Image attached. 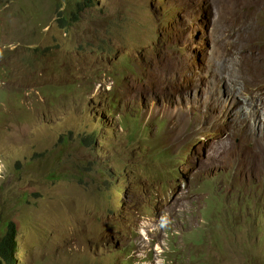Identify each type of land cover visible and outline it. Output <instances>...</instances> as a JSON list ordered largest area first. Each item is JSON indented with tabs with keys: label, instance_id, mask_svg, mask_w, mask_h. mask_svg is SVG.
<instances>
[{
	"label": "rangeland",
	"instance_id": "obj_1",
	"mask_svg": "<svg viewBox=\"0 0 264 264\" xmlns=\"http://www.w3.org/2000/svg\"><path fill=\"white\" fill-rule=\"evenodd\" d=\"M75 1L0 0L16 264H264V172L222 149L235 112L264 130V0ZM179 85L185 112L160 94Z\"/></svg>",
	"mask_w": 264,
	"mask_h": 264
},
{
	"label": "bare ground",
	"instance_id": "obj_2",
	"mask_svg": "<svg viewBox=\"0 0 264 264\" xmlns=\"http://www.w3.org/2000/svg\"><path fill=\"white\" fill-rule=\"evenodd\" d=\"M236 63L238 66H241L244 64V59L238 58L237 60L234 59V67H236ZM258 69V67H255ZM236 69V68H234ZM205 78V77H204ZM186 80V83L189 82V76L184 77ZM259 79H262V76L259 77ZM208 80V79H207ZM246 87L251 88L253 87L255 93L257 91L256 86L252 85L251 82L245 78L244 79ZM202 84L203 80H195L194 84ZM207 91H210L211 88L206 89ZM190 93V86H182L179 85L176 88L172 89L169 88H163L160 90V94L162 95V98L164 100L165 107L168 108H178L180 110L186 111L185 106H183L179 100L180 99H187ZM225 112L228 110V108H224ZM224 112V113H225ZM235 118L231 122V124L227 127V132L229 137H238L241 140V143L239 145H234L230 143L229 145L223 144V154H229V159H236L239 161V163L242 165L244 163L250 164L253 163V168L250 173V176L244 175L243 181L249 183L250 181H254L252 178H255V181H259L260 172H264V154H263V148H264V130L258 131L251 123L249 115H243L239 117V121L237 120V112L234 113ZM203 117L205 115L203 114ZM203 119V123L208 121L209 118ZM256 167L258 170L256 171ZM241 168V166H239ZM245 170V169H244ZM246 171V170H245Z\"/></svg>",
	"mask_w": 264,
	"mask_h": 264
},
{
	"label": "trees",
	"instance_id": "obj_3",
	"mask_svg": "<svg viewBox=\"0 0 264 264\" xmlns=\"http://www.w3.org/2000/svg\"><path fill=\"white\" fill-rule=\"evenodd\" d=\"M89 4H92V0H83V1L73 2L72 6H76L75 11H73L71 14L74 17L73 19H77L80 10H82L84 8H91L92 6ZM59 19H60V23L62 25L65 24L66 26H68L69 18L60 17ZM97 166H99V165H97ZM86 168L88 169L87 166H86ZM99 170L103 173V175L109 177V174L106 172V170L104 168L100 167ZM53 177H54V175H53V173H51L48 175L47 180L51 181V179H53ZM109 178L112 180L115 178V176H111ZM115 184H116V182H114V184L111 183V186H113ZM254 184H256V183H254ZM253 185L251 184V186H253ZM104 190H102V191H104ZM118 191H122V188H121V190H118ZM247 197L248 196H246L244 201L247 200ZM218 198H219V196H218ZM121 204L123 205V202ZM121 204H120V207L122 206ZM237 204H243V202L239 201V202H237ZM262 210L263 211L260 214L261 217H259L253 221L254 227H258L259 221H264V207L262 208ZM17 237H18L17 226L14 224V222L4 221L2 228H1V237H0V264H16V255L18 252Z\"/></svg>",
	"mask_w": 264,
	"mask_h": 264
}]
</instances>
